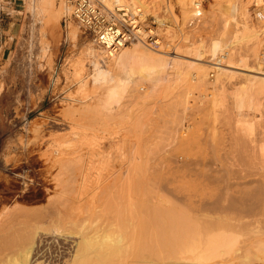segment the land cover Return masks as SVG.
Wrapping results in <instances>:
<instances>
[{"label":"rangeland","instance_id":"1","mask_svg":"<svg viewBox=\"0 0 264 264\" xmlns=\"http://www.w3.org/2000/svg\"><path fill=\"white\" fill-rule=\"evenodd\" d=\"M180 1L181 0H147L146 2L151 5V6L149 5L150 6V8H148L149 11H144L142 9L143 11V18L141 19L142 28L145 29L146 31L152 30L153 39L156 40V42L144 40L146 47L149 48L151 52L158 51L155 53L157 54L160 53L159 56L163 55V57L166 56V59L171 60V63H168L163 68V70L161 69L160 73H161L162 80L156 84L150 83L148 81H141L139 79V76L135 74L133 76L135 80L130 85L127 92L124 94V97L121 99L120 104L115 105V107L113 108V110H115V111L112 110L114 113L111 112V114L107 116L102 114L100 117L99 115L102 112L99 113L98 115V114H93L91 110L95 106L94 103L99 97L101 89L99 87L93 86L92 83L89 82L87 75L90 73L89 71L90 67L86 63V59L84 56L85 55L84 49H86L85 47H87V45L92 43L91 42L92 38L90 37V35L84 32L81 27H78L79 25L71 17L70 14L67 16H61L57 21H54L48 24H43L42 26L46 33V41H48L49 46H50L49 55L48 54L46 55L45 53L43 55L41 52V47H40L41 45L39 44V41L37 40L38 35H37L36 30H38L39 24L35 22V25H34L33 23L34 18L32 17L33 15L31 11H29L27 7L26 0H0V224H2L4 219L9 217V214L10 215L13 214V213L11 214V212L15 213V215H12V217L16 216V213L19 210L18 209L19 207L20 209L23 208L24 210L27 209V211L29 210V212H31L32 210H35V211L45 210L47 207L54 205V203H52L54 201L51 202L50 199L55 200L56 197L57 198L59 197L58 199L60 200L62 199L61 197L67 198V200L63 199L66 202L68 201L66 205L64 204L66 203L64 201L63 204L65 206H67L68 204H71L72 207L76 208L75 206H77V203H78V206H79L78 208L80 209V212H82L84 209L82 213L85 215L89 214L90 212V211L89 212L87 211L88 210L87 208L89 206L92 207L91 211L92 210L93 211L90 213V215L93 213V217L92 219H91V216L89 215H87V217H89V220H92V221L93 219L94 220L97 219L95 221L96 223L94 221L92 222L93 226L96 227L97 230H99V228L101 230L102 228L107 226L109 223V220L113 221V218H117V219L120 218L126 221H130V222L132 221L135 223L138 222L139 220L145 217L146 212H147L146 210L147 207L146 206L142 207V206L137 205L136 199L131 198L129 194L134 191L133 190L134 187H132L131 184L129 186L128 185L129 182L127 184L128 186L124 183L126 181H130L131 179L130 177L133 175V173L136 172L134 169L136 167L135 166L136 163L134 164V162L138 160L136 156L140 154L138 156L139 158L143 152H145L146 153L145 155L148 156L149 149L151 150V148H153L152 149L153 151L157 149V147L155 146V144H153V142H156L154 141L155 140L154 138L157 136V135H154V133H157V132L159 133L161 131V130H157L158 126L160 127L162 126L164 130L166 129L168 131L167 132L165 130L166 133H170L171 135H173V133H175L176 131L177 134L175 133V135H173L175 137L177 136L176 138L179 137L178 135L184 134V133L180 134V132L181 130H184V128L188 124L189 125L191 124L192 127H196L198 125L197 127H199L201 131L200 132L201 138L203 140L208 139L209 138L208 136L212 135L213 132L219 134V136L225 135L226 136L225 138L238 136L239 138L242 139L244 135L245 137H243L242 141L244 140V138L245 140L247 139V141H244L246 144H248L247 147L253 148L252 150L254 154L257 152L256 151L258 150L257 145H259V142L260 143L262 142V138L264 137V132H263V129H264L263 128L264 127V85L261 82L260 86H262L263 88L262 87L259 88L258 86L260 84V80L264 79V72L263 70H259L257 68L258 59H256L257 57L254 55L255 54L254 49L252 48L253 44L251 45L252 39L250 38L251 39V43H250L249 42L250 39L249 40L247 39L249 37L246 38V36L249 35V32L245 30L246 32L243 35L242 33L241 35L239 33V37L241 36L239 39V43H236V40H234L232 41L234 43L231 42L233 45H229L230 49L231 47L233 48L231 50L229 49L230 53L233 51L231 53V56L234 55L232 58L230 56V58L232 59V60L230 59L231 60L230 62L232 65L229 62L228 64L221 62L223 60V57L220 62L224 64L222 65L220 63L222 66L220 64L218 65L222 68L225 67L224 69L227 70L226 71L227 73L228 72L229 74L232 73L231 74L232 77L229 78L230 80H226L224 77H221L222 78L221 81H218L216 79L217 76H216L215 71H213V69L210 68L208 71L209 74L207 76L208 82L210 85L207 84L209 86H205L206 89L204 88L205 84H202L200 81H198L199 79L197 78V76H195L194 69H191L190 66L191 65L192 66L193 65L195 66L208 65L209 61L213 62L214 59L210 60V56L208 55V53H204L207 51H204L202 53L204 55H201L199 56V58H197L196 55L188 51L189 50L188 48L190 47L188 43H192V45L203 43L207 47L209 41L212 39H217L219 37L220 38L227 37L228 39L229 38L228 36L231 35L232 30H233V24H234L233 20L234 19L236 23H238L237 25L240 28L242 26L241 22L243 20L244 21L242 22V24L246 23L245 19H243L242 14H241L242 7L245 5L249 9V11H251L250 13H251L252 19L249 23H253V24L260 23L258 22L260 20L257 17H255V13H257L258 11H263L262 10V7H264L263 3L261 4V1L259 2L260 4L258 3L260 6L259 8V6L252 5L255 2L253 0H201V6L199 8L202 11V14L196 21H194L191 24L190 21L195 19L194 18L195 15H190L192 12L186 13ZM251 1H252V4H251ZM47 13L48 12H46V14ZM51 15H55V14L50 10L49 16ZM229 22H232L233 24ZM228 23L230 24V26L226 27ZM68 24H71L72 26L76 27L78 30L79 34H78L77 39L74 42H72L68 36V33H67L68 32L67 29L69 27ZM225 28L226 29L228 28V31L230 33L227 30H225ZM224 31H226L227 33L226 32L224 33ZM244 39L246 41H244ZM247 40H248V43H247ZM225 41H226V38H225ZM237 42H238V39H237ZM133 44L134 43H132L131 45L130 43L128 45V48L129 49L132 48ZM260 49L264 51L261 47L259 48V50ZM239 55L240 56L243 55L242 57L246 58L247 63L245 62L246 63L245 65H242L238 61L237 58L239 57ZM253 55L255 56L254 58H253ZM152 56H156V55H152ZM236 60L238 62H236ZM79 61L83 63L82 66L77 65V62ZM232 62H235L234 63L235 66L233 65ZM78 66H79V73L75 74V68ZM187 66H189L188 68H190V70L187 68ZM80 77H83L84 81H86V84L83 87H79L78 79ZM251 78L252 79L255 78L256 81L253 80L255 83L258 81V84L256 83L257 86L255 83L251 84L253 82V81L250 82ZM176 92H177V95H179L178 96L179 99L182 98L183 100V98L186 99V95L188 96L187 97L188 100L186 99L188 101V104L186 105V108H184V113L186 110V114L184 116H183V112H182L183 110H181V107L179 108L177 106L179 105V103L175 106V108L177 107L176 109L177 111L171 110L172 111L171 112L170 110L166 111L167 108L166 110L163 109L165 108V106L166 107L174 106V103L172 104V102L175 96H176L175 99H177V95H175ZM178 92L183 95L185 94L184 97ZM239 92L242 93L243 96H245V99H244L245 106L242 108L241 114L237 115L236 114L237 110L234 107V100L236 98V95L240 94ZM248 95H250L249 98L252 95V97H254L252 99L253 100L255 99L254 102L256 101L258 102V104L260 101V105L258 106V111L257 109L255 111L250 110L249 107L247 106L248 102L251 101L250 99L248 100ZM161 105H163L164 107H162ZM89 106H91L92 108L91 107L89 108ZM145 107L148 109H145ZM189 108H190V111H189L190 113L188 112ZM162 109L164 110L163 114L165 113L167 114L168 112H170L171 115L173 114L176 115V113L178 114L179 112L180 116L178 115L177 116L178 118L176 117L177 118L176 123L174 122L176 118L174 119V121H172L174 117H172L171 119L170 116L169 118L171 121L169 120V118L167 119V121L169 120L168 122L164 121L166 119H162L161 117L163 115ZM90 111L92 112L94 117L90 113ZM159 111L161 112V115L159 114L160 113ZM141 112H144L143 114L147 113L148 117L147 116H144V117L146 119L149 118L148 121H152V123L153 122L156 123V124L153 123L154 124L153 126L151 122L150 123L148 122L150 124V128L153 126L152 129L154 128L155 130H157V131L152 130V129L150 130V128H148L147 126L148 131L149 130L152 131L150 132L152 134L149 137L145 136L149 134L144 133V132H147L146 131L147 129H143L146 125H149V124H146V125L144 124L143 126L142 121H144L145 119L142 120ZM88 113H89V116H88ZM115 113L116 115H114ZM137 113L140 115L139 120L140 121L142 120L141 126L143 128L139 127L140 125L137 124L138 122L135 123V121H137L136 117H139ZM166 114H165V117H166ZM152 115L154 116L156 115L157 118H155ZM159 115L161 118L159 117ZM132 117L133 119H135V121L132 119ZM180 117L182 119H180ZM193 118H195V120ZM179 119L181 120V123H182V124L180 123L179 124L182 126L184 125L185 127L184 128L179 127L180 129L181 128L183 129L181 130L178 129L180 131L177 132L176 128L178 127H175V125L176 124L178 125L177 121ZM106 121L107 122L110 121V122H108L107 124ZM240 121L241 123L242 121H245V122L255 121L253 122L254 130L252 128L246 129L244 122L241 125ZM170 122L171 123L174 122L175 124L171 125ZM145 123L147 122L145 121ZM157 123L159 125H157ZM183 123H186V124H183ZM71 125L74 128L71 127L72 130L70 131L69 128ZM130 125L133 127H131ZM127 126H130V127H127ZM169 127L170 129L168 130ZM174 127H175V131H174ZM128 128H131V129H128ZM127 129L129 130L128 132L129 135L126 132L128 131ZM185 129L187 130L186 132L190 131V128L189 129L185 128ZM141 130L144 133V136H145L144 138L146 142L144 141L143 138L140 137V136H143V134H141ZM84 131H85V134H84ZM139 131L141 135H138ZM153 131L155 132L153 133ZM78 133L80 135H78ZM132 133L138 137V140L140 139L143 145L139 143V145L137 146V142H140V141H138L137 137L133 135ZM164 133H163L165 137L164 141L169 143L168 141L169 136L168 134L166 135L168 137L167 138L168 140H167ZM73 134L75 135L73 136ZM86 135L87 137H85ZM152 135H154L155 137L153 138ZM249 136L253 140L252 142H250L251 140L250 138H249L250 140L248 139ZM150 137L153 138L154 140H152L153 142L151 141V143H147L149 141V140L147 141V138L151 139ZM164 137L162 138V140L164 139ZM90 138L93 139L92 140L93 142L90 140ZM159 138H156V139L158 140ZM71 141L76 143L75 146H77L76 147L77 150L75 149L74 143ZM116 141L118 142V144L120 142L121 143L119 145L117 144L116 146V144L114 143ZM67 142L68 143L71 142V144L74 147H72V145L68 144ZM99 142H102V143H99ZM159 143L162 145L163 141ZM159 143H157V145ZM167 143L163 144L165 146L162 145L163 147H166L165 150L163 148L164 151H166V149L170 150L169 147L173 148L175 146V143L173 144H170L171 142L169 144ZM95 144L97 145L96 147H95ZM145 144L146 146L147 145L149 147L151 146V148L148 147V150L146 148L145 149L146 151H143V149L145 148L144 146ZM160 144L158 147L162 148ZM254 144L256 148H254L253 146ZM115 146L116 148L117 147L118 148L116 149ZM139 146H141V148ZM142 147L144 148L142 149ZM197 147L199 150L200 147L199 146ZM58 148L60 149L59 152L61 151L62 152L56 156L54 150L55 149L57 150ZM138 148L140 149L139 151H143V152L141 153L139 152L137 154L136 152H138ZM193 148L195 149L196 147L194 146ZM69 149L70 150L75 149L78 152H76L75 150H73L72 152ZM79 149H81V151ZM90 149L91 150L93 149L94 151L93 150L90 151ZM105 150L106 152H104ZM110 150L111 151L114 150L113 151L114 153L111 152ZM69 151L70 153H68ZM99 151L101 152L100 154H99ZM107 151H109L107 154V157L109 156L110 152L112 153L110 155H112L113 157L114 156L113 154H115V157L114 158L110 157L111 159H108L109 157L106 158L105 154L107 153ZM64 152L66 155L64 154ZM74 152L79 154V156L81 155L82 157L85 155V157L83 158L81 157V160L78 161L79 164L77 163L78 164L77 166L83 165L81 167L83 170L80 169L79 171L78 170L76 171V169H74V171H76V174L78 173L76 175L74 174L73 170H68L64 166L61 165V167H64V170H61L62 173L60 174L58 172V168L61 169V167H59L58 165V162H60L59 160L60 159L65 160V158H69L70 156L77 157L78 155L75 154ZM91 152H93L94 154L93 153L90 154ZM121 152H123V156ZM95 153H98V154L96 155ZM258 153L260 154V152H257L254 157L255 165L259 163L257 167L260 166L261 168L262 167L264 168V162H263L264 158H262V156L259 155ZM89 154L92 156H88ZM124 154L125 155L127 154L126 155L127 158L125 159L124 157L126 156ZM128 154L129 155L131 154L129 156L130 158L128 157ZM132 155L134 156L133 158H136L137 160H133V158L131 159ZM100 156L104 158V161L106 159V161L110 160V162L108 161L105 163L104 161H102L103 158H101ZM147 156L142 155L141 158L147 157ZM47 157L51 158L52 160L56 162L54 163V168L50 167L51 160L47 159ZM54 157H57V159L59 160L57 161V159ZM88 157L89 159L93 158L92 159L93 161L91 162L88 159ZM121 157H123V159H121ZM172 157H173L172 166L176 163L174 167L179 164L177 162H180L182 160V159L180 160L179 158H183V156L180 154L178 155V153H176L177 161L174 160L175 158L174 156ZM96 158H98V160H96ZM128 158L131 161H133V163L130 161L131 164H129ZM115 159L119 162V164L120 163L123 164V160L127 159V161H124V164L123 165L120 164L121 165L120 166ZM139 160L141 161V159ZM142 160L144 161V158ZM95 161L96 163L99 162L100 166H103L104 164H107V163H108L107 165L111 163L112 165L110 166L105 165L101 167L103 168L102 170L100 166L98 167V163L96 164ZM113 161L115 164L113 163ZM125 162H128V164ZM55 164L57 165L55 166ZM61 164H62V161H61ZM90 164L94 165L93 169L91 168V166H89ZM124 165L127 167L124 168L125 167ZM130 165L132 168L134 167L133 169L135 172H132L133 171L132 168L129 167L128 171H125L122 174H120L122 176L121 177L119 173L121 171L127 170L128 166ZM180 165L181 164H179V166ZM106 166H107V169H109L108 172L111 175L106 172L107 171L105 170ZM49 167L51 169L48 171L47 169ZM94 167H96L97 169H100L99 171L101 172H99ZM118 167H119V170L117 171L119 172L117 173L116 169H118ZM112 168H114L115 170ZM111 170L114 171L113 174L115 173L114 175H116L115 178L113 177V179H116L118 184H120L118 186L119 189L118 187L117 189L118 190L123 189L121 187L125 186L127 187V191L123 189L122 192L121 190L116 192V190H114V188H116V185L118 184L117 182L115 184L114 180H112L113 174L112 172H110ZM129 170L131 171L130 173H132L131 176H128ZM96 171H98V173H100L101 175L103 174L102 177H104V179H106L108 175L111 176L110 177L111 180L108 181V185L106 184H107V180H109V176L107 177L106 180L102 178L101 181L102 180L103 181L101 182L99 181L100 178L97 177L99 175ZM126 172H127V175H125ZM49 173L54 174V175L55 174L60 175V176L57 175L58 179L59 177L61 178L57 180L59 182L56 183L55 180H51V181L47 180L46 182L43 181V175L45 176L47 174L49 176ZM82 173H83L84 178L85 176L86 178L88 177L87 174H89L90 178L84 179L82 177ZM71 176L72 177L81 176V177L80 179L78 178L79 180L75 178L74 179L75 182H74V180H70ZM118 176H120V178ZM96 177L99 178L98 181L96 180ZM116 177H118L119 180ZM123 177H126L125 178L126 180L125 179L122 180ZM128 177L129 179H127ZM80 180L84 181V183L81 182ZM87 180L90 182H88ZM95 181L99 182L101 186L99 187V183H96ZM104 181H106L105 183L106 186L105 185L102 186ZM93 182H95V184ZM120 182H123V183L121 184ZM76 183H78L79 185L78 184L76 185ZM113 183L115 184V187H112L114 186ZM82 184L83 185L85 184L84 189L81 187L83 186ZM96 186L98 189H96ZM107 187L108 189L110 188L114 190L116 194L113 193L112 190H108L109 192H107ZM129 187L133 189H129ZM99 189L101 193L99 192ZM82 190L86 192L84 193ZM103 190L104 191L106 190V191L104 192ZM93 192H96V193L98 192V193L93 194ZM119 192L121 193L119 194ZM104 193H106V195ZM74 194L76 197L74 196ZM100 194H102L101 195L102 198ZM109 194L111 195V197ZM93 195H94V198L96 197L95 200L92 199ZM116 195L119 198H117ZM121 195H125L126 197L125 196L121 197ZM103 197L104 198L106 197V201L108 205L105 204L106 201L103 200ZM123 197L125 199L127 198L126 200L124 199L125 201L123 200V203H125V205H123L124 208L120 207L122 203L121 202L122 199L120 198H123ZM88 199L94 200L92 202H95V203L92 204L90 203V201L88 202ZM117 199L120 200L119 204H118ZM133 199L135 200L133 201ZM60 200L59 202H63V200L62 201ZM69 200L73 202L69 203L70 202ZM100 202L101 204L99 205V207L102 205V202H104L105 208L103 207L104 206L103 204L102 206L103 211L105 212L104 209L107 208V212L109 213V215L111 213V216H109L108 213H106V215H108L109 217L107 216L105 217L103 216L105 214L104 212L103 214L102 211L100 213L97 211L98 214L100 215L102 214V215L99 216L96 212L95 214L98 216V218H96L97 216L94 215V212H95L94 210L97 209L100 211L101 208L98 209L97 207ZM50 203H52V205ZM56 204H58V202L55 203V205ZM111 204H118V205H111ZM109 205H111L110 208H109ZM114 206H116V208ZM112 207L115 208L114 211ZM11 208L13 209V211ZM16 209L18 210L16 211ZM73 211L77 215L78 213H80L79 210L77 211V213L75 210ZM116 211L120 214H117ZM113 212H115L116 215H114ZM37 214L38 213H36V217H37L36 218L35 215L32 213V215H34L33 218H35V220H33L32 217H29L31 215L26 214V218L27 217L28 218L24 219L26 220L25 222H27L28 220L29 225L31 223L30 221L32 220L34 221V223L35 221L37 223L40 220V219L38 220ZM23 216L20 215L18 219H16L17 222H20L21 221L20 219L21 217L23 218ZM99 217L100 218L102 217V218L99 219ZM110 217L112 218L110 219ZM29 219H32V220L29 221ZM17 222L15 225L16 227L15 229H17L16 230L17 235L18 233H20L19 236H21L22 234H27V229L29 230L28 226L26 228V231H24L25 230L24 228L22 232H19L18 229L22 227V224H24V222L23 223L20 222L22 223L21 226L19 225L20 227L17 226L19 224V223L17 224ZM38 224H43V222L41 223V220H40ZM46 224L44 223L43 226L39 225V227L41 226L42 228H49L50 225L48 223ZM32 226L30 225V230L31 228H34ZM69 226L68 224H66L65 228L68 229ZM252 227L253 225L239 228L237 232L239 234L241 233L240 239H242L243 241H246L249 238H251V236L253 237L254 235L252 232L253 230L251 229ZM51 228L52 227H50L48 230H50ZM19 230L21 231L22 229L20 228ZM48 230L46 232L44 229L43 232L45 233L43 232L41 233L43 235L45 234V236L46 235L50 236L51 234L52 236L55 235L51 230L49 232ZM40 231H42V229H40ZM73 234L75 235V237L79 236L77 233H73ZM5 253L7 254V258L11 256L12 254L11 252H9L8 254V251H5ZM230 259L231 258L228 259L227 257H225L224 260H222L223 261L222 263H228Z\"/></svg>","mask_w":264,"mask_h":264},{"label":"bare ground","instance_id":"2","mask_svg":"<svg viewBox=\"0 0 264 264\" xmlns=\"http://www.w3.org/2000/svg\"><path fill=\"white\" fill-rule=\"evenodd\" d=\"M146 1L147 0H104L105 4L108 5L109 7H112L114 5L125 6L129 11H131L132 14H138L140 20L143 18L142 9L144 11H149L148 8H150V6H151ZM253 1L256 2V3L254 2L252 4V1H251V4L253 6L254 5L259 6L260 1H261V4L263 3V5H264V0H253ZM26 2H27V7H28L29 11H31V13L33 15L32 17L34 18V22H33L34 25H35V22L39 24L38 30H36V29H34V30L37 31V35H38L37 40L39 41V44L41 45L40 46L41 52L43 55H44V53L46 55L47 54L49 55L50 46H49L48 41H46V33H45V30L43 29L42 26H43V24H48V23L57 21L61 16H67L69 14L71 15L72 7L69 3V0H26ZM180 3H181V5H182V7L186 13L192 12L190 15H195L196 11L198 10L197 8H199L201 6V0H181ZM259 8H260V6H259ZM50 10L55 15L49 16ZM262 10L263 11H258L257 13H255V17H257L260 20V21H258L260 23H258V24L254 23L253 24V23H249L252 19V16L250 13L251 11H249V9L247 8L246 5L243 6L241 14H242L243 19H245L246 23L242 24V22L244 21L243 20L241 22L242 26L240 28L237 25L238 23H236L235 19L233 20L234 24L232 22H229V23L233 24V30H232L231 35L229 34L230 36H228L229 37L228 39H227V37L224 36L225 35L224 33L226 32V31H224L223 36L226 38V41H225V38H220V37H219L220 39L219 38L212 39L209 41L207 47L203 43H198L197 45H192V43H188L190 46L188 48L189 49L188 51L192 52L194 55H196L197 58H199V56H201V55H204V54H202L204 51H207L204 53H208V55L210 56V60L214 59L213 62L209 61V64L204 65V66L203 65H201V66H195V65L192 66L191 65L190 66L188 64L191 69H194V74L199 79V80L198 79H196V80L200 81L202 84H205L204 85L205 89H206L205 86L210 85L208 82V78H207V76L209 74L208 71L210 68L213 69V71H215L216 76H217L216 79L218 81H221V79H222L221 77H224L226 80H230L229 78L232 77V75H231L232 73L231 74H229V72L227 73L226 72L227 70L224 69L225 67L222 68L218 65L221 62H224L226 64H228V62H229L231 64L230 61L232 60L231 58L234 55L231 56V53L233 51L230 53V50L233 48L231 47V49H230L229 45H233L232 43H234V42H232V41H234V40H236V43H239V39L241 37V36L239 37V33H240V35H241V33L243 35L246 32L245 30H247L249 32V35H247L246 38L249 37V38H247L248 40L250 38L252 39V43H251V39L249 40V42L251 43V45L253 44L252 48L254 49V53H255L254 55L257 57L256 59H258L257 60L258 62L256 61L258 64L257 68L259 70H263V72H264V51H262L261 49L259 50L260 47L264 50V7H262ZM46 12H48V13L46 14ZM193 17H191V18H193ZM195 20L196 19L191 20L190 21L191 24ZM160 22H162V21H160ZM76 23L78 24L77 21H76ZM229 23L226 27L230 26ZM68 26H69L67 29L68 30V32H67L68 36H69L70 40L72 42H74L78 37V34H79L78 30L76 27L72 26L71 24H68ZM78 27H80V25ZM225 30L228 31V28L227 29L225 28ZM151 32H153V31L151 30ZM221 39L224 41H222ZM237 39H238V42H237ZM245 39H244V41H246ZM248 40H247V43H248ZM91 42L92 43L87 45V47H85L86 49H84V51H85L84 56L86 59V63L90 67V70H89L90 73L87 76H88L89 82L92 83L93 86L99 87L101 89V92L99 94V97L97 98V100L94 103L95 106L93 108L91 106H89V108L90 107L92 108L91 111L93 112V114L99 115V113L102 112L99 115L100 117L102 114L107 116V115H110L111 112L115 111V110H113V108L115 107V105L120 104L121 99L124 97V94L127 92L130 85L135 80L133 77L135 74H137L139 76V79L141 81H148L150 83L156 84L162 80L161 73H160L161 69L163 70V68L168 63H171V60L166 59L165 55H164L165 57H163V55L159 56L160 53H158V54L155 53L158 51H155V52L152 51L151 52L149 50V48L146 47L145 42L141 41V40L140 41L139 40L131 41L130 42L131 45H132V43H134V44H133V47L130 49L128 48V45L130 44L129 43L127 45L121 46L118 50L112 51V52H108L102 46L95 43L93 40ZM253 46H255V47H253ZM152 55H156V56H152ZM254 55H253V58L255 57ZM230 56H231V58H230ZM242 56L239 55V57L237 59L242 65H245L247 63L246 62L247 60H246V58H244ZM222 57H223V60H222ZM238 61L236 60V62H238ZM232 63L234 65L235 62H232ZM77 65L82 66L83 63L81 61H79V62H77ZM79 66L76 67L77 69L75 68V74L79 73ZM185 66H186V64H185ZM189 66H187V68ZM190 68H188V69L190 70ZM191 71H193V70H191ZM253 80L256 81L255 78L254 79L251 78L250 82ZM254 81L251 84L255 83ZM78 82H79V87H83L86 84V81H84L83 77H80L78 79ZM261 82L264 85V79L260 80V84L258 85L259 88L262 87V86H260ZM256 83L258 84V81ZM198 84H200V83H198ZM207 84H209V85H207ZM257 84H256V86H257ZM252 90H254V89H252ZM257 92H259V91H257ZM179 94H181V93H179ZM175 95H177V92ZM181 95L184 97L185 94L184 95L181 94ZM178 96L179 95H177L178 100L175 99L176 96L173 99V102H172V104L174 103L173 107L170 106L171 107L170 108V107L165 106V108H163V109L166 110V108H167L166 111H168V110L177 111L176 110L177 107L175 108V106L179 103V105H177V106L179 108L181 107V110H183L182 112H183V116H184L186 114V110L184 113V108H186V105L188 104V101H187L188 96L186 95L187 100L185 98H183V100H182V98L179 99ZM249 96L250 95H248V100L250 99L251 101L248 102L247 106L249 107L250 110L255 111L257 109V111H258V106L260 105V101L258 104V102H256V101L254 102L255 99L254 100L252 99V98H254V97H252V95L250 98H249ZM244 99H245V96H243L242 93L236 95V98L234 100V107L237 110V113H236L237 115L241 114V110L245 106ZM175 100H177V101H175ZM168 103H166V104H168ZM180 104H181V106H180ZM161 106L164 107L163 105H161ZM161 106H160V108H161ZM147 107H149V106H147ZM145 109H148V108L145 107ZM149 110H151V109H149ZM149 110H147V111H149ZM157 110H159V109H157ZM164 110H163V112L160 110L162 112V114L164 113ZM91 111H90V113L92 114ZM189 111H190V108H189L188 112ZM161 112L159 113L160 115H161ZM141 113H142V120L145 119L144 121L141 120L143 122V126H144V124L146 125V124H149L150 122L152 123V121H148L149 118L146 119L144 117V116H147V113H145L146 115L143 114L144 112H141ZM117 114H118V112H117ZM165 114H163L161 117H162V119H166V120H164L166 122H168L170 120V118L172 119V117H174L172 120V121H174V119L178 115L180 116L179 112H178V114L176 113V115H174V114L171 115V113L168 112L166 114L167 118L165 117ZM168 114H170V115H168ZM114 115H116V113ZM160 115H159V117H160ZM88 116H89V113H88ZM152 116H154V115H152ZM169 116H170V118H169ZM93 117H94V115H93ZM154 117L157 118L156 115ZM154 117H153V119H154ZM136 118H137V121H135V119H133V117H132V119L135 121V123L138 122L137 124L140 125L139 127L143 128L141 126L142 122L139 120L140 115H139V117H136ZM168 118H169V120L167 121ZM177 118L174 121L175 123H176ZM180 119H182V118L180 117ZM193 119L195 120V118H193ZM179 120L177 121L178 125L182 124L181 120H180V122H179ZM252 120H253V118H252ZM145 121L147 123H145ZM183 121H184V119H183ZM108 122H110V121H108ZM108 122H107V124H108ZM111 122H112V120H111ZM162 122H163V120H162ZM174 122L173 123L170 122L171 125L175 124ZM243 122H244V125L246 126V129L252 128L254 130L253 122H255V121H253V122L242 121V123L240 121L241 125L243 124ZM158 123H157V125H159ZM154 124H156V123H154ZM154 124H153V126H154ZM183 124H186V123H183ZM176 125H175V127H178V128H176L177 132H179L181 129H183L185 127L184 125L183 126L182 125L176 126ZM130 126H127V127H130ZM135 126H136V124H135ZM147 126H148V128H150V124H149V125H146L145 126L146 128L144 127L143 129H147ZM197 126L192 127L191 124L190 125L188 124L185 128H188V129L190 128V131L186 132L187 130L184 128V130H181V132H180V134L181 133H184V134L178 135L179 136L178 138H176L177 136L176 137L173 136L176 133L175 127H174L175 133H173V135H171L170 133H166L167 130L165 129L166 130L165 131L162 126L161 127L156 126L158 128L157 130L162 131V132L161 131L159 132L160 134L158 132L154 133L157 130H155L154 128L152 129V127H151L150 130L151 129L155 130V131H153V133H154V135H157V136L155 137L154 135H152L153 138L155 137L154 138L155 140L151 137H150L151 139L147 138V141L149 140L147 143H151L152 140L156 141V142H153V141L152 142H153V144H155L157 149H155V151H153L152 150L153 148H151V146L149 147L148 145L146 146V144H145L144 145L145 148L142 147V149L144 148L143 151H146L145 150L146 148L148 150V147L151 148V150L150 149L148 150L149 152L147 151L149 153L148 156L145 155L146 154L145 152L139 151L140 150L139 148H138V152H136L137 154L139 152L140 153L143 152L142 155L147 156V157H143L144 161L142 160L143 158H141L142 155L138 158V156L140 154H138L137 156L135 155V156L138 160L141 159L142 162L140 160H139L140 161L139 162L136 158H133L134 157L133 155L131 157V159L133 158V160H137L134 162V164L136 163V165H135L136 167L135 168L133 167L136 172L131 167V165L128 166L127 170H124V171L120 170L121 172L119 173V175L125 171H128L129 167L132 168V170H133L132 172H135V173H133V175H132L133 177H132L131 176L132 173H130L131 172L130 171L131 168H130V170L128 172L130 175L128 174V176H131L130 177L131 179H130V181H126V182L124 181L125 182L124 184L127 185L129 182L128 185L130 186V184H131L132 187H134V189L129 187V189L134 190L133 192H131L129 194H130L131 198L136 199L137 205L142 206V207H144V206L147 207V209L145 208L147 210V212H146V215L144 218H142L141 220L138 219L139 221L136 223L132 222V221L131 222L126 221V220H123L120 218H118V219L113 218V221L109 220V223L107 226H105L101 230H100V228H99V230H97L96 227H94L93 223H92L93 221L95 222L97 219L96 220L93 219V221H92V220H89V217H87V215H89V216H91V219H92L93 213L90 215V213L93 211V210L91 211L92 207H90V206L88 208L85 207L88 209V210L86 209L88 212L90 211L89 214H87L88 213L87 212L86 213L87 215H85L82 213L84 211V209H83V211L81 210L82 212H80V209L78 208L79 207L78 203H77V206H75L76 208L72 207L71 204H68L71 207L68 205L65 206L68 203V201L66 202L63 199L67 200V198L61 197L62 199L60 200V199H58L59 197L58 198L56 197L55 200L58 199V200H56L58 202V204H56V205H55V203H57V202L55 200L50 199L51 202L54 201L52 203H54L55 206L53 205V206L47 207L45 210H40V211L39 210L38 211L32 210L31 212H29V210L27 211V209H25L26 210L25 211L23 208L20 209V207H19L18 208L19 210L16 209V211L18 210L16 213V216L12 217V215H15V213L11 212V214L13 213L12 215L9 214V217H7V218L5 217L6 219H4L3 222L1 221L2 224H0V226H1V228H0V264H264V168L263 167L261 168L260 166L257 167V165H259V163L257 165H255V162H254L255 161L254 157H255V154L257 152H260V154L259 153L258 154L261 155L262 158H264V137L263 138L261 137L262 138L261 143L258 141L259 142V145H257L258 150H256L257 152L255 151L256 153L254 154V152L252 150L253 148L247 147L248 144H246L244 142V141H247V139L245 140V138H244V140L242 141L243 137H245L244 135H243L242 139L239 138L238 136L225 138L226 136L224 134H223L224 136H222L221 134H220L221 136H219V134L213 132L212 135L208 136L209 137L208 139L203 140L201 138V133H200L201 131H200L199 127H197ZM71 127L74 128L71 125L69 128L70 131L72 130ZM131 127H133V126H131ZM179 127H183V128L180 129ZM128 129H131V128H128ZM169 129H170V127L168 128V130ZM178 129H180V130H178ZM80 130H82V129H80ZM150 130L148 131V129H147L146 130L147 132H144L145 134H149V135H145V136H147V137L151 136L152 133H150V132H152V131H150ZM163 130L165 133L163 132ZM171 130H172V128H171ZM247 131H249V130H247ZM73 132H71V133H73ZM126 132L129 135V133H128L129 130ZM263 132H264V129H263ZM144 133L141 130V134H143V136H140V137L143 138L145 141ZM163 133L165 134V136L168 134L169 138L166 136V139L167 138L169 139V140L168 139L167 140L169 141V143L171 142L170 144L175 143V146L173 148L169 147L170 150L166 149V151H164L166 147H163V146H165L163 144H165L167 142L164 141L165 137H164ZM76 134H77V132H76ZM84 134H85V131H84ZM141 134L139 131L138 135H141ZM74 135L75 134H73V136ZM78 135H80V134L78 133ZM133 135H135V134H133ZM158 135H160L161 137L163 135L164 139L162 140L163 137L161 138ZM69 136H70V134H69ZM85 137H87V135ZM125 137H127V136H125ZM76 138H77V136H76ZM91 138H90V140L92 141L93 139H91ZM156 138H159V139L157 140ZM170 138H171V140H170ZM249 138H250V136L248 137V139ZM84 139H86V138H84ZM120 139H121V137H120ZM72 140H74V139H72ZM115 140H117V139H115ZM137 140H138V137H137ZM138 141H140V139ZM157 141H159V142L163 141V143H162L163 146ZM252 141L253 140L251 139L250 142H252ZM71 142H73V141H71ZM71 142L70 143L67 142V143L72 145ZM116 142H114V143L117 146L118 142L117 143ZM73 143L75 146L76 143L75 142H73ZM99 143H102V142H99ZM139 143H141V145H143L142 142L140 141V142H137V146L139 145ZM157 143H159L162 146V148L158 147L159 144L157 145ZM169 143H167V144H169ZM109 145H111V144H109ZM74 146L72 145V147H74ZM96 146L97 145L95 144V147ZM116 146H115V148H116ZM194 146L196 147L195 148L196 151L193 148ZM197 146L200 147L199 150H198ZM253 146H254V148H256L255 144ZM76 147L77 146H75V149H76ZM139 147L141 148V146H139ZM163 148H164V150H163ZM75 149H73V150H75ZM128 149H130V148H128ZM59 150H60L59 148L57 150L56 149L54 150L56 156L62 152V151L59 152ZM73 150H70V151L73 152ZM79 150L81 151V149H79ZM92 150L90 149V151H92ZM70 151L68 153H70ZM113 151H111V152H113ZM76 152H78V151H76ZM104 152H106V150ZM108 152L109 151H107L106 154L104 153L106 158L109 157L108 159H111V158L115 157V154H113L114 155L113 157H112V155H110V154H112L111 152L109 153V156L107 157ZM130 152H131V150H130ZM92 153L93 152H91L90 154H92ZM100 153L101 152L99 151V154ZM121 153L123 156V152H121ZM176 153H178V155L179 154L182 155L184 159L179 158L180 160L181 159L183 160V161L181 160L182 162L181 161L177 162L181 165L179 166V164H178L177 166L174 167V165L176 163L175 164L173 163L174 165L172 166V162H173L172 156H174L175 157L174 160H176ZM64 154H65V152H64ZM75 154H77V153H75ZM90 154L88 156H92ZM95 154L97 155L98 153H95ZM253 154H254V156H253ZM47 155H48V153H47ZM77 155H78L77 157L70 156L71 158L70 157L65 158V160L64 159L59 160V159H57V157H54V158H56L57 161L58 160L60 161V162H58L59 167H61V165H62L68 170H73L74 174H76V171L77 170L79 171L80 169H82L81 167L83 166V165L77 166L79 164L78 161H80L81 157H82L81 155L79 156V154H77ZM130 155L128 154V157ZM49 157H47V159L51 160L50 167L54 168V163H56V162ZM83 157H85V155ZM171 157H172V159H171ZM90 158H92V157H90ZM98 158H96V160H98ZM101 158H103V157H101ZM101 158H100V160H101ZM125 158H127V156L124 157V159ZM129 158H128L129 164H131L130 163L131 160ZM88 159H89V157H88ZM92 159H89V160L92 162L93 161ZM121 159H123V157H121ZM179 159H178V161H179ZM61 161H62V164H61ZM102 161H104V158ZM108 161L110 162V160H108ZM108 161H106V159H105L104 162L106 163ZM124 161H127V159L123 160V164H124ZM131 162L133 163V161H131ZM137 162H139V163H137ZM95 163H96V161H95ZM97 163H98V167H99L100 166L99 162H97ZM113 163H114V161H113ZM125 163L128 164V162H125ZM93 164H94V162H93ZM107 164H104L103 166H105ZM118 164H119V162H118ZM120 164H122V163H120ZM127 164H125V165H127ZM56 165L57 164H55V166ZM110 165H112V163L107 165V166H110ZM89 166H91V168L93 169L94 165L90 164ZM103 166H100V168ZM107 166H106L105 170H107L106 172L108 174H110L108 172L109 169H107ZM50 167L47 169L48 171L51 169ZM64 167H61V169L58 168V172L60 174L62 173L61 170H64ZM126 167L127 166H125L124 168H126ZM77 168H79V169H77ZM88 168H90V167H88ZM94 168H96V167H94ZM114 168H115V166H114ZM114 168H112V169H114ZM59 169L61 172L59 171ZM74 169H76V171H74ZM84 169H86V168H84ZM101 169L103 170V168H101ZM97 170L99 171L100 169H97ZM117 170H119V167H118V169H116V171ZM98 171H96V172L98 173ZM99 172H101V171H99ZM110 172H112V174H113L114 171L111 170ZM118 172L119 171H117V173ZM51 173H49V176L47 174L45 176L43 175V181L46 182L47 180H50V181L55 180L56 183L59 182L57 180H59L61 178L59 177V179H58L57 177L60 175H58V174L54 175ZM74 174H72V175H74ZM114 174L112 175V180H114V182L116 184L117 180L113 179V177L115 178V176H116ZM98 175L99 176H97V177H99L100 180H99V178L96 177L97 181L98 180L101 181L102 178L104 179V177H102L103 174L101 175L100 173H98ZM125 175H127V172ZM87 176L88 177L86 178V176H85V178L89 179L90 178L89 174H87ZM120 176H118V177L120 178ZM80 177L79 176L78 177H76V176L72 177L71 176L72 179L70 178V180H74L75 178L80 179ZM82 177L84 178L83 173H82ZM107 177H106V179H107ZM110 177L111 176H109V180H107L106 185H108V181L111 180ZM118 177H116V178L118 179ZM126 177H123L122 180L125 179ZM106 179H104V180H106ZM127 179H129V177ZM92 180H94V179H92ZM80 181L84 183V181H82V180H80ZM74 182H75V180H74ZM88 182H90V181H88ZM95 182H93V183L95 184ZM56 183H54V184H56ZM78 183H80V182H78ZM78 183H76V185ZM85 183H87V182H85ZM96 183H99V182H96ZM105 183H106V181L103 182L102 186L105 185ZM110 183H109V185H110ZM120 183L122 184L123 182H120ZM87 184H89V183H87ZM115 184L112 187H115ZM117 184H118V182H117ZM84 185L81 186L83 189H84ZM119 185L120 184L116 185V188H114V190H116V192L120 191V190L122 192L123 189L125 191H127V187H125L123 185H121V186H123V187H121L123 189L118 190ZM66 186H68V185H66ZM97 186H96V189H98ZM100 186L101 185L99 183V187ZM54 187H56V186H54ZM117 187H118V189H117ZM64 189H66V188H64ZM67 189H68V187H67ZM101 189H102V187H101ZM108 190H112V189H110V188L108 189V187H107V192H109ZM114 190H112L113 193H115ZM99 192H100V189H99ZM121 192H119V194ZM94 193L97 194L98 192L97 193L93 192V194ZM104 194L106 195V193H104ZM104 194H103V196H104ZM101 195L102 194H100V196ZM111 195H112V193H111ZM111 195H110V197H111ZM117 195H118V193H117ZM117 195H116V197H117ZM72 196H73V194H72ZM74 196H75V194H74ZM95 196H97V195H95ZM122 196H125V195H121V197ZM92 197H93L92 199L95 200L96 197L94 198V195ZM101 198H102V196H101ZM107 198H109V197H107ZM117 198H119V197H117ZM127 198H128V196H127ZM92 199L91 200L88 199V202L90 201V203L93 204L95 202H92V201H94ZM120 199H122L121 202L123 203V200L125 198L123 197ZM135 199H133V201ZM59 200L60 201L63 200V202H59ZM103 200L106 201V197L105 198L103 197ZM64 201L66 203H64ZM69 201H70L69 203L73 202L71 200H69ZM119 201L120 200H118V204L120 203ZM114 202H112V203H114ZM52 203H50V204L52 205ZM74 203H76V202H74ZM122 203H121L120 207L124 208L123 205H125V203H123V204ZM89 204H87V205H89ZM100 204H101V202L98 204L97 207H98V209L101 208L102 210L100 209V211H99L95 207V209H96V210H94L95 216H97L95 214L97 211L99 213L102 211V213H103L104 212L103 207L105 208V204L108 205L107 201L105 204H104V202H102V205L99 207ZM103 204H104V206H103ZM118 204H111V205H118ZM72 205H74V204H72ZM111 205H109V208ZM106 207H108V206H106ZM114 207L116 208V206H114ZM114 207H112L113 211L115 209ZM89 208H90V210H89ZM73 210H75L76 213L79 210L80 213H78V215H77V214H75V212ZM86 210H85V212H86ZM104 210H105V212H104L105 214L103 213L104 214L103 216H105V217L111 216V213L109 215V213L107 212V208ZM12 211H13V209H12ZM98 212H97V214H98ZM32 213L35 215V217H36V213H38L37 214L38 220L40 219L41 223L43 222V224H38L40 222V220L37 223H36V221L34 223L33 220H35V218H33L34 215H32ZM106 213H108L109 216L106 215ZM113 213H114V215H116L115 212H113ZM26 214L31 215L29 217L33 218V220L29 219V221L32 220V221H30L31 223L29 222L30 225L31 226L33 225L32 227H34V228H31V230H30V225L28 224V220H27V222H25L26 220H24V219L28 218V217L26 218ZM80 214H81V216H80ZM117 214H120V213L117 212ZM20 215L21 216L25 215V216H23V218L21 217V219H20L21 220L20 222H22V223L24 222V224L17 222V220H16V219H18V217ZM98 215L101 216L102 214L101 215L98 214ZM96 218H98V216ZM101 218L99 217V219H101ZM111 218L112 217H110V219ZM78 221L80 222V224ZM16 222H17V224L19 223L17 226H19V225L21 226V224H22V227L19 226L22 229L21 231L19 230L20 228L18 227L19 232H22L24 230V228H25L24 231H26V228L28 226L29 230L27 229V234H22L21 236H19L20 233H18V235H17V232H16L17 229H15L16 228L15 227ZM32 222H33V224H32ZM44 223L45 224L48 223L50 225V227H52L50 230L55 234L54 236H52V234L50 236H47V235L45 236V234L43 235L41 233V232H43L44 229L47 232V230L50 228V227L49 228H42L41 226L39 227V225L43 226ZM34 224H35V226H34ZM66 224H68V226H69V224H70V226L71 225L72 226L71 227L69 226L68 229H66L65 228ZM25 225H26V227H25ZM250 225H253V227L251 229L253 230L252 232H253L254 236L253 237L251 236V238H249L248 240L243 241L242 239H240L241 233L239 234L237 231L239 228L250 226ZM46 226H47V224H46ZM71 228H72V230H71ZM40 229H42V231H40ZM50 230H48V232ZM43 233H45V232H43ZM73 233H77L79 236L75 237V235ZM73 237H75V238H73ZM5 251H8V254H9V252H11L12 253V254L10 253L11 256H9L7 258V254L5 253ZM225 257H227L228 259L231 258L230 261H228V263H222L223 262L222 260H224Z\"/></svg>","mask_w":264,"mask_h":264},{"label":"built area","instance_id":"3","mask_svg":"<svg viewBox=\"0 0 264 264\" xmlns=\"http://www.w3.org/2000/svg\"><path fill=\"white\" fill-rule=\"evenodd\" d=\"M71 16L92 40L108 52L116 51L133 40L154 41L151 30L142 28L138 14L125 6L109 7L104 0H69ZM196 11L197 20L202 11ZM195 20V21H196Z\"/></svg>","mask_w":264,"mask_h":264}]
</instances>
